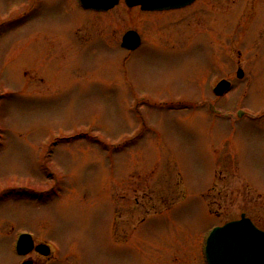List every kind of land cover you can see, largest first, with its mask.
<instances>
[{
	"label": "rangeland",
	"instance_id": "rangeland-1",
	"mask_svg": "<svg viewBox=\"0 0 264 264\" xmlns=\"http://www.w3.org/2000/svg\"><path fill=\"white\" fill-rule=\"evenodd\" d=\"M196 6L0 0V264L20 232L49 264H207L212 226L264 230V0ZM129 28L146 42L123 60Z\"/></svg>",
	"mask_w": 264,
	"mask_h": 264
},
{
	"label": "water",
	"instance_id": "water-1",
	"mask_svg": "<svg viewBox=\"0 0 264 264\" xmlns=\"http://www.w3.org/2000/svg\"><path fill=\"white\" fill-rule=\"evenodd\" d=\"M85 8L108 10L118 3V0H80ZM128 6L140 5L142 9L159 10L184 6L191 0H125ZM134 32L129 31L123 39L127 48L134 46L131 39ZM242 70L237 71L238 77ZM229 86V82L221 80L214 88L216 94H222ZM34 247L30 234L22 233L16 242V251L27 254ZM36 251L47 254L46 244H37ZM207 264H264V231L257 228L252 221L243 214L238 220L229 221L214 227L208 234L205 244ZM21 264H32L25 260Z\"/></svg>",
	"mask_w": 264,
	"mask_h": 264
},
{
	"label": "flooded vegetation",
	"instance_id": "flooded-vegetation-1",
	"mask_svg": "<svg viewBox=\"0 0 264 264\" xmlns=\"http://www.w3.org/2000/svg\"><path fill=\"white\" fill-rule=\"evenodd\" d=\"M75 1V0H74ZM199 1L200 0H191V2L190 3H188V4H186V5H184V6H182V7H179V8H174V9H164V10H142L141 9V7L140 6H133V7H128L125 3H124V0H119V3L120 2H122L124 5H125V7L126 8H128V9H134V8H137L138 9V11H139V13L140 12H143V13H147V14H160V15H168V16H170V18H171V16H172V14L175 12L176 13V15H180L181 16V19H182V21H185V22H187V20H188V18L190 17V15L189 14H192V13H194V12H197V10H195L196 9V5L199 3ZM118 3V4H119ZM117 4V5H118ZM115 8V7H114ZM113 9V8H112ZM111 9V10H112ZM88 11H91V12H94L95 14H97V13H103V12H99V11H93V10H90V9H88ZM108 11H110V10H108ZM107 12V11H106ZM202 14H203V11H200ZM171 14V15H170ZM162 17V16H161ZM163 17H166V16H163ZM129 31H132V32H134L133 34H134V37L131 39V42L132 43H134L133 45L134 46H132V48H126V47H124V46H122V42H123V38H124V36L129 32ZM105 37V36H104ZM152 37V36H151ZM152 38H156V39H160V38H162L161 36L159 37V36H157V35H154ZM161 40V39H160ZM116 42H117V40H116ZM145 36L140 32V31H138L137 29H133V28H129V29H127V30H125L124 31V33L121 35V37H120V40H119V42H117V47L118 48H120L121 49V52H122V54H123V60H124V57H125V54H127V55H129V54H135V53H137L144 45H145ZM161 42H163V45H164V41L163 40H161ZM125 53V54H124ZM213 54V58L215 59V56H214V53H212ZM210 64V63H209ZM237 71V70H236ZM235 77H236V72H235ZM237 78V77H236ZM222 79H226V80H228L229 82H230V86H229V88L227 89V90H225L224 91V93L222 94V95H220V96H217V95H215L214 93H213V89L211 90V92H212V94L214 95V97L215 98H219V97H222V96H224L228 91H230V89L233 87V81H235V79H232V77H230V76H222V77H215V78H213L212 79V81L214 82L215 81V83H214V85L216 84V82H218V81H220V80H222ZM238 80H240V81H250V78L248 79H246L245 77H244V74H243V76L242 77H240V78H237ZM214 85H213V87H214ZM242 213H244L247 217H249V218H251L250 216H248V214H246V212H241L240 213V215L242 214ZM240 215H239V217H240ZM238 217V218H239ZM233 219H237V217H235V218H232V219H229V220H233ZM252 219V218H251ZM34 239V242L35 243H38V242H44V243H47L46 241H43V240H38V239H35V238H33ZM58 252L56 251V249H55V247H52L51 246V250H50V253L47 255V256H44V255H41V254H39V253H37V252H35V251H32L29 255H27V256H21L22 257V260L24 259V258H29L31 261H32V263L33 264H49L50 262H52V261H58V259H59V257H58V254H57ZM21 260V261H22Z\"/></svg>",
	"mask_w": 264,
	"mask_h": 264
}]
</instances>
